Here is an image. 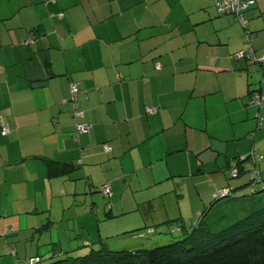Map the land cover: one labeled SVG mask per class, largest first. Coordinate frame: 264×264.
<instances>
[{
  "label": "crops",
  "instance_id": "crops-1",
  "mask_svg": "<svg viewBox=\"0 0 264 264\" xmlns=\"http://www.w3.org/2000/svg\"><path fill=\"white\" fill-rule=\"evenodd\" d=\"M216 1L0 0V120L10 127L6 137L0 133V213L7 216L0 237L7 228L17 231L8 235L0 264L89 252L85 243L93 236L100 247L110 229L107 199L111 216L125 228L187 221L202 211L201 201L232 181L228 172L235 158L249 149L222 152L208 129L217 130L223 107L246 111L230 125L244 135L255 131L260 141L264 131L241 124L260 111L245 108L244 100L261 88L264 65L234 57L243 48L242 35L233 46L232 37L220 38L219 44L229 41L226 50L202 34L210 24L216 29L232 23L218 14ZM248 11L257 35L244 44L258 56L264 50V32L258 34L264 31V0ZM223 72L237 78L224 86L215 75ZM49 73L56 77L32 86ZM254 73H261L259 79ZM71 84L81 91L83 121L90 124L79 141L80 120L67 102ZM182 157L188 171L177 167ZM38 158L64 164L81 159L80 179L58 175L59 164L52 176ZM261 169L264 176V161ZM105 183L112 190L108 198L96 188ZM130 239L135 238L126 237L127 244Z\"/></svg>",
  "mask_w": 264,
  "mask_h": 264
},
{
  "label": "trees",
  "instance_id": "trees-1",
  "mask_svg": "<svg viewBox=\"0 0 264 264\" xmlns=\"http://www.w3.org/2000/svg\"><path fill=\"white\" fill-rule=\"evenodd\" d=\"M215 8L217 10L216 4ZM255 6V5H254ZM253 6V7H254ZM218 12V11H217ZM218 14H220L218 12ZM223 15V14H220ZM226 15V14H225ZM229 15V14H227ZM245 34L253 32L249 26H243ZM27 44H32L33 40L26 41ZM264 65V64H261ZM56 74L49 73V76L42 80L31 82L34 87L43 86L47 80L55 78ZM76 86L71 84L69 101L74 106V116L79 118L77 123V133L75 140L79 141L80 133L78 127L87 124L83 121L85 111L80 105L81 91L77 87L78 94L76 97L72 94V88ZM263 87V86H262ZM261 91L250 90L249 94ZM264 94V90H263ZM264 100V97H263ZM259 112L264 107V103L257 104ZM259 117L257 130L263 127L262 116ZM0 133L3 137L9 135L10 127L2 119L0 120ZM89 125L90 128V124ZM3 126L8 127V133L3 134ZM85 133V132H84ZM256 139V136L253 137ZM107 145H104L105 152ZM262 150L253 148L249 153L239 155L235 158L234 165L230 168L228 174L229 180L238 182L232 186L231 182L221 188L214 190L209 197L205 199L206 204L202 201L201 212L194 214V217L185 221L184 219L170 220L163 224L147 226L136 224L131 228H125V233L129 235L121 236L126 240V237H132L130 243L121 241L122 245L110 247L109 241L98 243L97 237L93 236L92 243H85V246L90 247V250L85 255H73L72 252H66L59 257L37 256L29 258L27 262H16L17 264H264V176L262 174V163L264 161ZM37 159V158H36ZM50 170V175H54L53 166H59L58 175L65 176L74 180H79L77 175V165H82L81 159L75 160L73 163L64 164L50 159H43ZM110 186L108 183L97 185L96 188L100 193H103L104 187ZM90 187L94 188L92 182ZM229 189L227 195L222 196L220 190ZM242 191L240 194L235 192ZM104 194V193H103ZM106 197V196H105ZM108 198V197H107ZM209 203H208V201ZM231 203V201H235ZM231 204V205H229ZM201 205V204H200ZM111 202L107 199L106 213L111 219L117 216H111ZM7 216L0 213V223ZM192 220V222H191ZM173 223L179 225L174 229V233H162L159 226H170ZM138 224V225H137ZM95 234L93 230H90ZM176 231H180L175 233ZM17 231L14 228L3 230L2 238L9 239L10 236ZM94 234V235H95ZM181 234V235H180ZM155 236V238H153ZM34 236H32L33 238ZM144 239V240H143ZM119 241V237L113 239ZM112 241V240H110ZM94 246V247H93ZM4 255V251L0 249V258ZM8 255V254H7Z\"/></svg>",
  "mask_w": 264,
  "mask_h": 264
},
{
  "label": "rangeland",
  "instance_id": "rangeland-1",
  "mask_svg": "<svg viewBox=\"0 0 264 264\" xmlns=\"http://www.w3.org/2000/svg\"><path fill=\"white\" fill-rule=\"evenodd\" d=\"M256 4H257V0H256ZM248 12L249 11H247L245 13L246 18H244L243 22H241V20H239L238 17H236L234 15H230V14L227 15V16L226 15H221V16H223V18H230L232 20V23H230L228 21L227 26H225L223 28L222 27H217L216 29L214 28L213 24H210V26L204 27V29L202 31V34L208 33L211 37H214V39H215L214 40L215 41L214 45H215V47L217 49L224 47V48H226V50H228L229 41H228L227 45L219 44L218 41H219L220 38L223 41V39H227L228 40L229 36L232 37L231 41H232V46H233L235 44V42L239 43L241 35H242L243 48H241L240 50H238L237 52L234 53V57H235L236 54H238V53H240L242 51H245L246 48H248V45L244 44L245 43L246 34H245V29H244L243 26H245V25L249 26V29L253 32L254 37L257 35V32H255L253 29H251L250 22L247 20V18L249 19V13ZM234 17H235V19H234ZM263 32L264 31L258 32V34H261ZM242 41H241V43H242ZM257 53H258L257 54L258 55L257 56V60L261 61L263 59V57H264V50H260ZM256 64L259 67L262 66L260 63L255 62L254 65L256 67H258ZM260 74L261 73H254V77L259 79ZM215 75L217 77H220L221 83L224 86H228L229 84L233 83V81H231V80H234V79L237 78L236 74L229 73V72H223V73H220V74L217 73ZM242 77H243V75L242 76L239 75V79H237L238 84H239V80H241ZM251 77H252V74L250 73V78ZM250 81H251V79H250ZM263 83H264V80H262L259 83V86L262 87ZM253 84H254V82H253ZM225 91L226 90L224 89V97H226V95H227ZM244 101H245V105H246L245 108L251 109L250 107H252V108H254V110H258L259 109V106L257 104L253 103V95H251L249 98L246 97ZM235 102H240V101L239 100H237V101H229V105L232 104V103H235ZM234 106H235V104L231 105L230 108L233 110ZM246 115H247L246 111L241 115L239 112L227 111V109H225L223 107L221 112H220V115L217 117V124H216V129L217 130L214 131V130H212V128L208 129V133H209L208 135H210V137L213 138V140H211V141L209 140V141L213 144V146L215 148H219L222 152L228 151V149H229V151H233V150L238 149V148H245L246 150L249 149L248 152H250L253 148L259 149V150H260V148L264 149V136L260 138V141L258 143H256V139L255 140L253 139V137H255V131H252L251 132L252 134L246 133L244 135V132H241V131H238L236 133V131L238 130L237 126H231L230 125V119L231 118L235 122V121H239L243 116L246 117ZM257 116H262V121L264 123V107L262 108L261 115H260V113L259 114L257 113L254 120L247 121L246 125L244 123H242L241 124V128H243V129L248 128L251 124H253L256 127L257 124H258V121L260 120L259 117H257ZM208 117H210V115ZM255 127L252 130H254ZM218 130L221 131L222 134H220V132H218ZM260 130L264 131V125H263V127L260 128ZM87 131L85 130L84 132H87ZM241 135H244V136H242L243 138L240 137ZM216 136L220 137L221 139H228V141H230V142H222ZM166 138L167 137L163 136L164 140H166ZM255 145H256V147H254ZM211 150L212 149H209V151H207V152L210 153ZM261 154H262V152H261ZM221 159H222V161L226 160L224 158V154L221 155ZM174 161H177V160H174ZM178 161H179V165L177 167L179 169H181L182 171H188L187 167L185 166V158L182 157L181 159H178ZM219 174H222V173H219ZM222 175H220V176H222ZM228 176L231 177L230 174H228ZM176 180H178L177 183H181L185 179L184 178H177ZM241 192L242 191H238V192H235V193L236 194H240ZM111 196H112V194H111ZM103 198H104V196L101 195L100 196V201H102ZM187 199H190V195L187 196ZM191 205H192V201L184 202L183 203V209L186 210L187 208H190ZM200 206L202 208L204 207L202 205V201H201V205ZM107 221H109L110 229H109L107 234H103L102 235L103 240L104 241H109L110 247L112 246V247L119 248L122 245V243H121L122 240H124L126 242V240L123 239L124 237H122V239L120 237L121 236H125V235H129V234L125 233L126 231H125V227H124V222H121L117 218L109 219ZM191 222H192V220H191ZM133 225L135 226L136 224H133ZM178 226L179 225H177L176 223H173L172 225H170L168 227L159 226L158 228L160 229V231H162V233H164V231L170 232V233H174V229L177 228ZM178 232H180V231H176L175 233H178ZM117 237H119V241L113 240V239H115ZM153 238H155V236H153ZM7 240L8 239L5 240L2 237H0V249L5 247L6 244L9 245V243L6 242ZM110 240H112V241H110ZM85 249H87V248H85ZM74 253H75V255H85V254L88 253V250L86 252H83L82 254H79L77 252H74ZM74 253H73V255H74ZM9 256H11V252H10ZM6 264H13V262L7 261Z\"/></svg>",
  "mask_w": 264,
  "mask_h": 264
},
{
  "label": "built area",
  "instance_id": "built-area-1",
  "mask_svg": "<svg viewBox=\"0 0 264 264\" xmlns=\"http://www.w3.org/2000/svg\"><path fill=\"white\" fill-rule=\"evenodd\" d=\"M256 4V0H219L216 4L217 7V11L220 14L223 15H234L236 17H238L239 20H241V22L244 21V14L250 9L252 8L254 5ZM254 35L250 32H248L246 34V38L245 40L248 42H251L253 39ZM236 59L240 60L244 57H249L252 60H254L255 62H258L260 64H264V57L261 61L257 60V56L255 54V51L253 49V47H249L247 50L242 51L238 54L235 55ZM160 66H158L159 68ZM263 90H264V83H263V87H261V91H258L256 93L253 94V103L254 104H262L264 103L263 97ZM72 94L74 97L77 96L78 94V90L76 86H73L72 88ZM155 110H151V113H154ZM78 130L80 133H84V131L89 130V125L87 124H83L80 125L78 127ZM8 133V127L7 126H3V134H7ZM106 151H109V148L106 147ZM221 193L222 196L227 195L229 193V189L227 190H220L219 191ZM103 193L106 197H111L112 191L110 186H105Z\"/></svg>",
  "mask_w": 264,
  "mask_h": 264
}]
</instances>
